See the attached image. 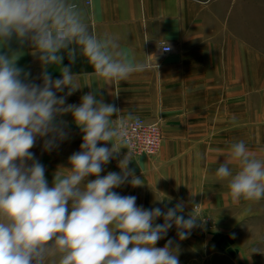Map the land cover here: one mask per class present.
I'll return each instance as SVG.
<instances>
[{
    "label": "clouds",
    "instance_id": "1",
    "mask_svg": "<svg viewBox=\"0 0 264 264\" xmlns=\"http://www.w3.org/2000/svg\"><path fill=\"white\" fill-rule=\"evenodd\" d=\"M13 38L21 45L28 42L45 69L61 66V53L73 64L78 54L86 57L104 84L128 81L153 63L158 68L154 55L144 54L150 58L146 62L130 61L111 35L90 31L77 0H0V46ZM160 46L171 50L166 43ZM18 58L19 53L0 54V264H180L172 240L163 247L156 244L173 224L180 240L187 239L203 216L194 211L188 219L178 215L183 203L167 211L146 210L136 205L135 196L113 191L126 182L133 187L145 183L128 168L133 160L128 148L132 115H121L114 104L93 93L83 95L79 105L65 106L66 97L57 93L67 88L70 96L82 87L71 67H61L62 78L56 80L45 71L41 86L25 82ZM67 113L83 133V142L69 157L70 166L58 168L49 186L44 166L30 149L37 137H50L47 150L63 139L56 120ZM107 143L110 148L98 146ZM121 149H127L119 160L121 172L101 176L103 166ZM215 176L227 180L234 204L264 199V159L243 140L230 145ZM160 217L164 223L155 224Z\"/></svg>",
    "mask_w": 264,
    "mask_h": 264
},
{
    "label": "crops",
    "instance_id": "2",
    "mask_svg": "<svg viewBox=\"0 0 264 264\" xmlns=\"http://www.w3.org/2000/svg\"><path fill=\"white\" fill-rule=\"evenodd\" d=\"M77 3L86 13L90 31L111 35L117 50L130 61L146 62L150 58L145 55H154L158 68L153 63L149 70L112 85L97 78L93 66L79 54L73 64L61 53V66L45 69L39 53L33 55L28 42L21 45L15 38L0 46V54L19 53L22 78L26 75V83L41 86L45 71L56 80L62 78L61 67L70 66L82 87L70 96L67 88L57 93L66 97L65 106L79 105L83 95L93 93L114 104L121 115L158 122L157 155H132L128 165L145 183L133 187L126 182L113 191L135 196L136 205L146 210L167 211L183 203L178 215L188 219L195 205L210 199L206 172L212 169L213 157L221 163L228 155V141L243 138L244 118L252 119L254 111L256 117L259 114L258 94L264 90V0H90V7L82 0ZM161 43L171 45L172 52L159 56ZM245 92L257 93L256 100L244 99ZM56 123L65 134L60 139L67 142L65 155L80 151L83 133L72 114L58 116ZM126 152L121 149L100 175L120 173L119 160ZM154 223L163 224V217ZM177 231L173 224L166 235Z\"/></svg>",
    "mask_w": 264,
    "mask_h": 264
},
{
    "label": "rangeland",
    "instance_id": "3",
    "mask_svg": "<svg viewBox=\"0 0 264 264\" xmlns=\"http://www.w3.org/2000/svg\"><path fill=\"white\" fill-rule=\"evenodd\" d=\"M261 88H264L262 81ZM256 95L257 93L253 95L245 92L244 99L256 100ZM258 99L259 114L256 117L254 111L252 119L244 118L241 140L258 158L264 159V90L259 92ZM49 138L37 137L35 146L30 151L34 154V160L44 166L46 179L49 186H52L58 168L70 166V156L65 155L67 142L59 138L51 150H47L45 140ZM237 141L240 140H229L227 150ZM214 160L213 157L211 171L206 172V177L211 179L206 180L210 181L211 186L205 189L207 194L210 193V199L193 207L196 215L203 216L197 220L198 226L184 240H180L176 233L164 235L156 247H163L168 240H172V248L176 249L178 246L180 264H264V199L258 202L242 200L239 204L232 203L228 195L227 180L220 181L215 176L220 163ZM223 162L224 159L221 163ZM27 163L31 165L32 161ZM231 167L233 172L237 170L235 165ZM88 179L91 180L92 176Z\"/></svg>",
    "mask_w": 264,
    "mask_h": 264
},
{
    "label": "built area",
    "instance_id": "4",
    "mask_svg": "<svg viewBox=\"0 0 264 264\" xmlns=\"http://www.w3.org/2000/svg\"><path fill=\"white\" fill-rule=\"evenodd\" d=\"M86 7H90V0H82ZM163 44V43H161ZM158 45L157 54L165 56L172 52L163 51ZM129 145L132 155L154 157L161 146V132L158 122H149L143 118H134L129 121Z\"/></svg>",
    "mask_w": 264,
    "mask_h": 264
}]
</instances>
